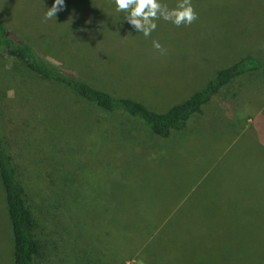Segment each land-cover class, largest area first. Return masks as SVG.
<instances>
[{"label": "rangeland", "instance_id": "rangeland-1", "mask_svg": "<svg viewBox=\"0 0 264 264\" xmlns=\"http://www.w3.org/2000/svg\"><path fill=\"white\" fill-rule=\"evenodd\" d=\"M52 2L0 0V22L64 75L157 113L184 102L218 70L247 55L258 54L263 69L243 85L233 86L235 79L221 88L185 129L161 138L141 120L104 111L69 86L1 58L0 134L20 170L44 255L52 264H264L262 213L214 215L154 195L244 191L235 183L240 174L264 177V152L256 151L261 147L251 129L236 131L245 123L240 114L247 103L225 92L260 98L264 0H191L196 13L191 24L177 27L158 19L149 37L135 31L129 42L107 29L112 0H65L62 11L45 19ZM160 3L172 9L177 0ZM152 58L159 79L148 81L138 70ZM102 60L119 79L100 80ZM161 61L175 70L174 77L183 69L194 78L184 88H171L161 79L168 73L161 72ZM5 99L19 119L8 122ZM257 105L252 102L244 112L251 114ZM250 116L264 142V120ZM202 175L206 178L192 187ZM0 264H13L1 182Z\"/></svg>", "mask_w": 264, "mask_h": 264}, {"label": "trees", "instance_id": "trees-1", "mask_svg": "<svg viewBox=\"0 0 264 264\" xmlns=\"http://www.w3.org/2000/svg\"><path fill=\"white\" fill-rule=\"evenodd\" d=\"M6 31L7 29L0 22V59L8 57L12 61L21 63L22 69L26 71H32L47 80L63 83L80 97L94 103L104 111H121L135 117L147 125L154 135L161 138L168 137L173 131L185 129L189 120L194 115L200 114L204 107L210 106L209 104L212 103L219 90L237 77L247 73L258 74L263 69V60L260 57L247 55L234 64L218 70L201 90L194 92L184 102L171 106L163 113H157L139 101L112 96L84 81L64 75L57 68L43 62L26 43L7 37ZM1 66L0 63V68ZM5 105L10 113L8 122L13 118L19 119L17 113L11 112L7 102ZM20 118L22 119L21 116ZM0 182L11 226L13 264H52L51 258L44 255V245L40 241L39 231L37 233L39 225L27 203L25 188L20 179V170L5 149L4 137L1 134Z\"/></svg>", "mask_w": 264, "mask_h": 264}, {"label": "crops", "instance_id": "crops-1", "mask_svg": "<svg viewBox=\"0 0 264 264\" xmlns=\"http://www.w3.org/2000/svg\"><path fill=\"white\" fill-rule=\"evenodd\" d=\"M124 16L125 13L116 12L115 10L107 13L106 18L111 21V24L108 25L109 27L107 29L108 30L111 29L112 31L114 29V32H118L116 33L117 34L116 36H118L119 38L121 36L122 39H125V41L129 42L130 37L133 38L135 37V30H133L132 27L128 25V23L124 20ZM131 33H134V36H130L129 34ZM124 44L127 45L128 47L127 43ZM254 55L259 56L258 54H254ZM260 56L264 57V53L260 54ZM154 59L155 58H152L150 61H148L146 63L145 68L143 66L141 70L140 69L138 70L139 72L145 73L148 81L149 79L152 80L159 79L158 70L156 68V63ZM100 63L101 66L97 68V70L100 73V80L119 79L117 75H114L108 71L107 64H105V63H109L108 60H102L100 61ZM161 63H162L161 72L162 71L168 72L167 75L162 76L161 79L167 81V83H169L168 85L173 89L184 88L187 79L191 81L194 78V75H186V71H183V69H178L179 74L174 77L172 74L174 73L175 70L173 68L169 69L170 67L167 66L166 64H163L162 61ZM254 77H259V75L247 73L242 76H239L236 78L237 80L234 81L233 86L239 84L243 85L245 82L244 78L253 79ZM257 85H258V92L256 93L260 94V98H258L256 102L251 101V99L256 96L252 97V95L250 94L247 95L243 92H233L231 90L230 91L225 90V92L230 94L229 98L233 100L241 99L242 101H240L239 103L246 102L247 105H245V108L249 107V105H251L252 102L258 104L256 109L250 108L253 111L251 114L249 113L246 114L244 112L245 108L243 109V112H241L240 116L243 115L242 118L245 117V123L239 124L237 126L238 128H236V131L239 133V132H246L251 129L249 135L255 136L256 142L261 147L256 151L264 152V142L260 140L258 141L257 139V137L260 139V136L262 134L259 135V133H257L256 126L253 124V119L250 116L255 114L256 120L258 121L264 120L263 105L259 106L260 104H264V80L263 82L258 83ZM232 118H236V117L232 115ZM260 129L264 130V125L262 127L260 126ZM256 135L259 136L256 137ZM251 154L252 153H250V155ZM240 175L241 176L237 177L235 183L244 186L245 188H247V190L217 191V192H197V191L187 190L183 192H160L154 195L160 196V199L163 202L169 203L171 201H175L176 207H181V206L189 207V210L191 211L199 212L200 210H203L205 212L212 213L214 215H227V214H233L236 212L245 211L250 213H262V215H264V177L249 176V175H244L243 173ZM203 176L204 175H202L200 179L192 187H194L197 183L203 181L206 178ZM229 182H233V178Z\"/></svg>", "mask_w": 264, "mask_h": 264}, {"label": "clouds", "instance_id": "clouds-1", "mask_svg": "<svg viewBox=\"0 0 264 264\" xmlns=\"http://www.w3.org/2000/svg\"><path fill=\"white\" fill-rule=\"evenodd\" d=\"M116 12L125 13L124 20L137 33H142L144 37H149L157 28L156 21L163 19L173 25L191 24L196 19V13L192 7L191 0H177L176 7L169 9L162 6L160 0H112ZM65 0H53L52 5L45 12V19L56 16L62 11ZM153 47L161 50L159 42L153 41Z\"/></svg>", "mask_w": 264, "mask_h": 264}, {"label": "water", "instance_id": "water-1", "mask_svg": "<svg viewBox=\"0 0 264 264\" xmlns=\"http://www.w3.org/2000/svg\"><path fill=\"white\" fill-rule=\"evenodd\" d=\"M6 36L9 37L10 39H15L10 33H6Z\"/></svg>", "mask_w": 264, "mask_h": 264}]
</instances>
